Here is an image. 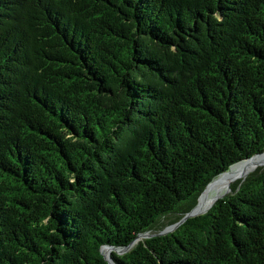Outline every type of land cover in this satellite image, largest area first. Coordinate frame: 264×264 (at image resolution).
<instances>
[{
	"label": "trees",
	"instance_id": "trees-1",
	"mask_svg": "<svg viewBox=\"0 0 264 264\" xmlns=\"http://www.w3.org/2000/svg\"><path fill=\"white\" fill-rule=\"evenodd\" d=\"M263 152L264 0H0V264H264V166L160 235Z\"/></svg>",
	"mask_w": 264,
	"mask_h": 264
},
{
	"label": "bare ground",
	"instance_id": "bare-ground-1",
	"mask_svg": "<svg viewBox=\"0 0 264 264\" xmlns=\"http://www.w3.org/2000/svg\"><path fill=\"white\" fill-rule=\"evenodd\" d=\"M262 165H264V152L232 166L230 170L221 175L206 189L201 197L197 211L204 212L208 210L216 200L225 195L221 194V192L229 191L233 183L239 179L247 178L255 169Z\"/></svg>",
	"mask_w": 264,
	"mask_h": 264
},
{
	"label": "water",
	"instance_id": "water-1",
	"mask_svg": "<svg viewBox=\"0 0 264 264\" xmlns=\"http://www.w3.org/2000/svg\"><path fill=\"white\" fill-rule=\"evenodd\" d=\"M257 155H259V154H257ZM256 156V155H255ZM231 169V168H230ZM229 169V170H230ZM226 173V172H225ZM223 175V174H222ZM221 176V175H220ZM219 176V177H220ZM218 177V178H219ZM217 179V178H216ZM215 179V180H216ZM215 180H213L211 183H213ZM210 183V184H211ZM210 184L207 186V188L210 186ZM206 188V189H207ZM206 189H205V191H206ZM204 191V192H205ZM204 192L202 193V195L204 194ZM202 195L200 196V198H199V201H198V204H197V206L190 212V213H188L178 224H176V225H174V226H171V227H169V228H167V229H165L162 233H160V235H165V234H167V233H169V232H171V231H173L174 229H176L179 225H181V224H183L185 221H187L188 219H191V218H196V217H198V216H201V215H203V214H205V213H207L210 209H211V207L219 200H216L215 202H214V204L208 209V210H206V211H204V212H198L197 211V207H198V205H199V203H200V200H201V197H202ZM222 198H224V197H222ZM221 198V199H222ZM154 235H151L150 233H145V234H141V235H139L138 236V238H137V240L132 244V245H130L129 247H127V248H120V249H114V248H104L103 249V251H102V253H103V255H104V257H105V259L107 260V262H108V264H116L115 263V261L111 258V255H108L106 252H107V250H110V251H115V252H117L118 254H123V253H125L126 251H128L129 249H131L136 243H137V241H139L140 239H142V238H151V237H153Z\"/></svg>",
	"mask_w": 264,
	"mask_h": 264
},
{
	"label": "rangeland",
	"instance_id": "rangeland-1",
	"mask_svg": "<svg viewBox=\"0 0 264 264\" xmlns=\"http://www.w3.org/2000/svg\"><path fill=\"white\" fill-rule=\"evenodd\" d=\"M263 166H264V165H262V166H260V167H263ZM261 170H264V168H263V169H261ZM261 170H257V171H261ZM257 171H256V172H257ZM217 179H218V178H217ZM244 180H245V178H244V179H241V180H238V181H244ZM238 181H237V182H235V183H233V184H232V186H233V185H235V184H237V183H239ZM232 186H231V188H232ZM229 193H231V189H230L229 191H223V192H221V194H225V195H224V196H222V197H225V196H227ZM222 197H220L219 199H221ZM112 252H113V250H112V251H110V250H107V252H106V253H107L108 255H111V253H112Z\"/></svg>",
	"mask_w": 264,
	"mask_h": 264
}]
</instances>
